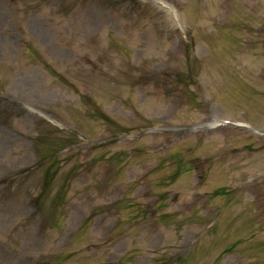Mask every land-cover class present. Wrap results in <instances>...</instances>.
<instances>
[{"label": "rangeland", "instance_id": "1", "mask_svg": "<svg viewBox=\"0 0 264 264\" xmlns=\"http://www.w3.org/2000/svg\"><path fill=\"white\" fill-rule=\"evenodd\" d=\"M0 264H264V0H0Z\"/></svg>", "mask_w": 264, "mask_h": 264}, {"label": "trees", "instance_id": "2", "mask_svg": "<svg viewBox=\"0 0 264 264\" xmlns=\"http://www.w3.org/2000/svg\"><path fill=\"white\" fill-rule=\"evenodd\" d=\"M45 182H46V184H47V183L49 182V180L47 179Z\"/></svg>", "mask_w": 264, "mask_h": 264}]
</instances>
